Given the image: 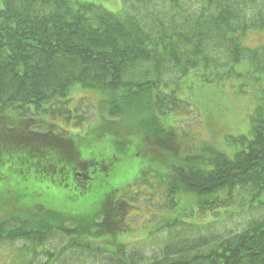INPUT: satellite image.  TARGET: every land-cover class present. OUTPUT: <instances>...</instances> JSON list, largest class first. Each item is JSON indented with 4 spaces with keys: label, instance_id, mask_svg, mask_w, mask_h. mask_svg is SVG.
I'll use <instances>...</instances> for the list:
<instances>
[{
    "label": "trees",
    "instance_id": "obj_1",
    "mask_svg": "<svg viewBox=\"0 0 264 264\" xmlns=\"http://www.w3.org/2000/svg\"><path fill=\"white\" fill-rule=\"evenodd\" d=\"M256 33L264 35V0H126L117 13L86 0H0V114L67 115L77 85L100 98L103 114L88 126L93 137L104 142L113 133V150L86 159L73 139L56 136L52 122L24 117L10 129L0 118V160L17 164L20 182L29 170L31 184H45L31 194L48 193L65 207H20L17 200L28 187H16L19 194L1 204L9 215L0 220V248L24 240L33 243L22 250L30 253L62 231L69 240L49 252L48 264H54L65 250L86 244L93 249L106 229L115 243L127 229L131 208L147 211L136 201L145 190L149 199H143L163 212L181 202L182 212L174 215L187 220L197 213L188 227L200 217L207 224L213 214H228L238 197L260 209L240 230L195 242L201 251L174 256L172 250H183L167 246L165 256L145 264H264V103L255 108L259 115L251 118L249 133L233 137L239 145L232 153L225 140L188 138L172 114L191 112L190 86L199 76L240 81L239 92L263 81L264 43H245ZM133 158L139 173L131 188L113 184L92 197L93 187ZM77 164L90 171L70 172ZM71 173L74 181L67 186ZM86 198L93 210L83 204L75 214L72 202ZM187 205L191 211L185 212ZM179 222L162 218L159 226H170L169 232L184 227ZM102 242L109 251L108 240ZM126 247L113 248V264H140Z\"/></svg>",
    "mask_w": 264,
    "mask_h": 264
},
{
    "label": "rangeland",
    "instance_id": "obj_2",
    "mask_svg": "<svg viewBox=\"0 0 264 264\" xmlns=\"http://www.w3.org/2000/svg\"><path fill=\"white\" fill-rule=\"evenodd\" d=\"M97 5L100 9L111 11L114 13L120 12L123 9L126 0H86ZM264 43V35L249 34L245 43L250 47L259 46ZM242 82L226 79L219 82H209L204 77L199 76L194 80L191 87L193 100L190 113H172L180 123V132H187L190 135L188 138L200 140H213V137L221 142L225 140L226 151L232 153L239 145L238 141H233V137L245 135L249 133L251 128V118H258L259 113H256L255 108L264 103V80L252 86L249 90L242 87L246 92H239V87ZM72 98L68 103V107L72 113L67 115H52L51 113H41L40 115H33V113H12L7 111L1 113L0 118L12 128H17V123H23L24 117H33L56 124L53 128H60L66 131L63 135L68 139H73L80 147L85 155V158H91L97 153L102 152L103 148L113 150V135L109 136V140L102 142L98 138L91 135H83L88 130L89 122L95 121L94 115L103 114L102 106L100 105V98L96 94L80 89L77 85L71 89ZM187 112V110H186ZM100 113V114H99ZM84 116V118H82ZM86 116L88 118H86ZM67 117H70L67 119ZM10 124L12 126H10ZM43 128V127H40ZM38 128V129H40ZM118 128V127H117ZM56 129V130H57ZM124 132L127 127L123 128ZM197 133L196 136L191 133ZM113 131V127H112ZM61 134V133H59ZM214 134V135H213ZM230 140H229V139ZM223 145V144H222ZM0 157H3L0 155ZM139 161L132 159L126 160L118 167L116 175L112 176L110 180L100 186L93 187L92 197L96 196L101 190L106 188H113V184L120 185H134L139 173ZM17 164L12 163L11 160L2 162L0 160V188L10 190L11 192H0V220L6 218L9 214V207H2L6 203V198L10 199L19 194V189L27 186V195L19 198L17 202L20 207L33 206L35 204H45L47 208L55 209L57 211L65 209L54 199L49 198L48 193L40 197L31 194L35 186L44 187L45 184L33 185L31 184V176L29 170L27 171L28 178L22 182L19 181L21 175L15 170ZM30 166V165H29ZM25 169H29L28 163ZM22 177V176H21ZM81 178L82 175H77ZM19 182V183H18ZM130 187V186H129ZM131 188V187H130ZM134 189V187H133ZM69 192V187L65 188ZM52 192H58V188L51 189ZM31 194V195H30ZM56 195L55 193H53ZM149 199L147 191L143 190L138 194L136 201L148 207L145 212L142 208H131L129 213H132V218L128 219L127 229L122 233L113 243V235L106 229L104 236L99 239V242L90 246H78L61 253L60 258L54 264H113V248H118V244L122 243L126 247L127 256L137 258L140 264H145L156 259H160L166 254V247L172 246L183 252L177 253L174 249V256H188L196 251H201L202 247L194 246L195 242L202 239H220L229 235L232 231L240 230L244 225V220L249 218L260 209L248 207L245 200L236 198L235 203L231 206V211L221 214H213L208 219L207 224L202 223L199 218L197 226H189L193 223L197 213H193L192 217L187 220L180 219L179 216L174 215V211L178 214L182 212V203L179 202L175 210L166 211L158 210L156 214L152 211L157 210V206H153L149 200H144L142 196ZM57 196V195H56ZM90 200V202L94 201ZM59 201L62 202L59 198ZM88 198L80 199L72 202L75 206L74 213L79 214L81 205H87L86 211H92L93 205L86 202ZM126 204L127 201L124 200ZM2 204V205H1ZM192 205H187L185 212L191 211ZM163 209V208H162ZM39 210V209H35ZM19 216V215H18ZM165 218L166 223L176 219L180 225L169 231L170 226H159V222ZM161 219V220H160ZM50 222V221H49ZM163 230V231H162ZM108 240L109 251H103L107 243L102 242ZM69 238L62 231H56L45 243L36 244V249L33 252L27 253L23 249L30 248L33 243L29 241H15L10 243L3 242L4 245L0 248V264H48L52 258L49 252H57L64 247ZM198 240V241H195ZM207 247V246H206ZM197 250H196V249ZM46 251V252H45ZM101 251V252H100ZM112 252V253H111ZM120 256V255H119Z\"/></svg>",
    "mask_w": 264,
    "mask_h": 264
},
{
    "label": "flooded vegetation",
    "instance_id": "obj_3",
    "mask_svg": "<svg viewBox=\"0 0 264 264\" xmlns=\"http://www.w3.org/2000/svg\"><path fill=\"white\" fill-rule=\"evenodd\" d=\"M72 168H73V170H71L70 172H74L75 170L76 171L80 170V171H87V173H88V171H90L89 170L90 168L88 167V165H81V164L79 165V164H77V165H74ZM78 174H80V172H78L77 175ZM63 179H65V176H64ZM66 180H67L66 185L67 186H71L73 184V181H74L73 174L71 173V176H69V174H68Z\"/></svg>",
    "mask_w": 264,
    "mask_h": 264
}]
</instances>
